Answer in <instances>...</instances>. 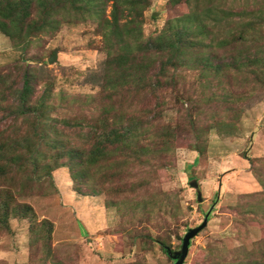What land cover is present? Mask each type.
<instances>
[{
	"label": "trees",
	"instance_id": "16d2710c",
	"mask_svg": "<svg viewBox=\"0 0 264 264\" xmlns=\"http://www.w3.org/2000/svg\"><path fill=\"white\" fill-rule=\"evenodd\" d=\"M171 1L179 4L190 0ZM151 3L0 0V32L15 46L22 44L27 49L32 37L52 35L64 23L91 21L107 53L101 90L89 102L95 103L98 112L88 122L86 119L91 118L83 111L77 121L78 116L54 117L58 96L50 83L38 88L34 69L28 65L22 72L19 67L0 70V233L12 232L11 218L27 219L31 232L37 234L35 241L44 240L46 255L51 256L53 222L37 219L34 207L24 199L41 194L43 181L51 177L54 168L68 166L75 183L85 180L88 171L101 172L104 182L110 183L107 189H121L122 195L127 190L126 173L142 157L167 160L179 131L195 129L197 139H201L191 111L204 109V115L216 117L215 110H223L225 104L232 105L230 112L240 111L237 103L242 100L241 91L231 95L232 88L240 89L251 82L264 87V0H194V8L168 19L155 35L146 34L144 29ZM180 68L198 70L209 91L217 89L205 99L198 97L195 107L175 124L160 122L167 108L165 92L176 87L177 77L184 75L178 73ZM14 72L18 84H13ZM9 120L13 130L7 125ZM78 130L88 131L90 144L86 149L70 147L68 137L71 139L70 134ZM67 156L70 158L64 161ZM255 160H251L252 170L262 189L243 195L237 211L251 206L254 216L250 220L264 222V158H259V166ZM162 202L158 209L166 207L163 212L167 213L170 208L173 224H178L176 210L180 205ZM142 205L146 211L148 203ZM165 234L158 236L163 244L168 243ZM212 248L208 264H223V257L214 255ZM231 251L236 254L230 264H264V236L251 248L243 245Z\"/></svg>",
	"mask_w": 264,
	"mask_h": 264
},
{
	"label": "rangeland",
	"instance_id": "374dc122",
	"mask_svg": "<svg viewBox=\"0 0 264 264\" xmlns=\"http://www.w3.org/2000/svg\"><path fill=\"white\" fill-rule=\"evenodd\" d=\"M151 2L144 29L153 35L168 19L195 6L194 0L179 4L171 0ZM102 46L103 38L91 21L64 23L52 35L32 37L27 49L22 44L15 46L0 32V70L19 67L22 72L28 65L34 69L38 88L50 83L58 96L54 117L71 119L83 111L91 118L86 119L88 122L98 112L95 103L89 102L100 92L104 78L107 53ZM55 52L57 61L49 63ZM181 72L184 75L177 77L176 87L165 92L167 108L160 122L175 124L195 107L198 97L205 99L217 89L209 91L207 83L200 81L198 70L180 68ZM14 73L13 84H18ZM237 87L232 88L231 95L241 91L242 100L237 103L240 111L230 112L231 104L215 110L216 117L204 115V109L191 111L201 139H197L195 129L179 131L167 160L142 157L126 173L127 190L122 195L121 189H107L110 183L104 182L101 172L88 171L85 180L75 183L68 166L54 168L51 177L44 179L41 194L24 199L34 207L37 219L53 222L52 255L47 257L44 240L35 241L38 237L31 232L30 221L11 218L12 232L0 233V264H175L168 249L181 250L188 229L201 225L206 215L207 223L191 238L183 264H208L211 246L214 255L223 257V264H230L236 254L232 249L243 245L251 248L264 236V222L250 220L254 216L251 206L237 211L243 195L262 189L251 160L256 159L259 166V158H264V87L252 82ZM71 104L75 105L72 109ZM7 125L12 126V121ZM87 133L78 130L70 134V147L86 149L90 144ZM43 150L48 148L44 146ZM192 179L199 183L202 201L191 185ZM133 187L135 191H131ZM165 201L180 205L176 210L178 224H173L170 208L167 213L163 212L166 207L158 209V203ZM146 203L149 206L145 211L142 204ZM163 233L168 243L158 240Z\"/></svg>",
	"mask_w": 264,
	"mask_h": 264
},
{
	"label": "water",
	"instance_id": "95a60500",
	"mask_svg": "<svg viewBox=\"0 0 264 264\" xmlns=\"http://www.w3.org/2000/svg\"><path fill=\"white\" fill-rule=\"evenodd\" d=\"M158 12H154V15H157ZM55 61H57V52L54 53L53 56H51L48 60L49 63H54ZM191 185L197 189V197H198V200L199 201H202L203 200V197H202V193H201V190L199 189V183L197 181V179H192L191 181ZM208 218V215H206V218L205 220L203 221V223L195 228H189L188 231L186 232V234L184 235L183 237V244H182V247H181V250L179 251H171L170 249H168V253L169 255L174 258L176 261H175V264H183L184 261H185V258L187 256V253H188V250H189V245H190V242H191V238L197 234V232L202 229L206 223H207V219Z\"/></svg>",
	"mask_w": 264,
	"mask_h": 264
}]
</instances>
